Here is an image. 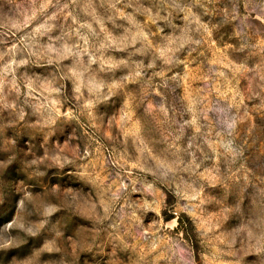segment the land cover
<instances>
[{
	"label": "rangeland",
	"instance_id": "rangeland-1",
	"mask_svg": "<svg viewBox=\"0 0 264 264\" xmlns=\"http://www.w3.org/2000/svg\"><path fill=\"white\" fill-rule=\"evenodd\" d=\"M0 264H264V0H0Z\"/></svg>",
	"mask_w": 264,
	"mask_h": 264
}]
</instances>
